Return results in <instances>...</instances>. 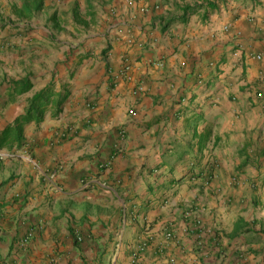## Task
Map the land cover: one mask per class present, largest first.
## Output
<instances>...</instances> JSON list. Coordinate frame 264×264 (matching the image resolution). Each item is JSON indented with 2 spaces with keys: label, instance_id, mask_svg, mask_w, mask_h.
Masks as SVG:
<instances>
[{
  "label": "crops",
  "instance_id": "crops-1",
  "mask_svg": "<svg viewBox=\"0 0 264 264\" xmlns=\"http://www.w3.org/2000/svg\"><path fill=\"white\" fill-rule=\"evenodd\" d=\"M196 1L0 0V264H264V0Z\"/></svg>",
  "mask_w": 264,
  "mask_h": 264
},
{
  "label": "trees",
  "instance_id": "trees-1",
  "mask_svg": "<svg viewBox=\"0 0 264 264\" xmlns=\"http://www.w3.org/2000/svg\"><path fill=\"white\" fill-rule=\"evenodd\" d=\"M209 4L211 6H214L212 4V2H209ZM47 92L48 91L46 89H43L33 96L32 101H31V105L27 111V114L25 116H21V117L17 118V120L15 121V124L6 130L5 133H7V135L4 136V139L6 138L5 140H7V138L12 135L11 132H14L16 134V136H15L16 139H20L19 133L21 131V129H20L21 127L17 126L18 123L22 124V122H28V121L33 120V119L36 121H40L43 119L44 110H45L43 107L45 105V102L43 103V100L48 95ZM60 103H61V100L58 102V105ZM39 106H41L42 108H40ZM58 111H59V109H58ZM0 145H1V142H0Z\"/></svg>",
  "mask_w": 264,
  "mask_h": 264
},
{
  "label": "built area",
  "instance_id": "built-area-1",
  "mask_svg": "<svg viewBox=\"0 0 264 264\" xmlns=\"http://www.w3.org/2000/svg\"><path fill=\"white\" fill-rule=\"evenodd\" d=\"M256 58L259 59V60H261L262 59V56L261 55H257ZM131 66H132V63H131L129 57H125L123 59L122 68H121V70L119 72V75L126 76L128 74V72H129ZM143 89H144V86L143 85H139L138 86V91H142ZM167 237L170 238L171 237V233H168L167 234ZM31 238H32V233L29 232L23 238V240H22L23 244H26L29 241V239H31Z\"/></svg>",
  "mask_w": 264,
  "mask_h": 264
},
{
  "label": "rangeland",
  "instance_id": "rangeland-1",
  "mask_svg": "<svg viewBox=\"0 0 264 264\" xmlns=\"http://www.w3.org/2000/svg\"><path fill=\"white\" fill-rule=\"evenodd\" d=\"M197 1H200L201 3H206V2H209V1H212V0H197ZM196 1V2H197ZM216 1V0H215ZM237 1V0H236ZM245 1H248V0H245ZM250 1V0H249Z\"/></svg>",
  "mask_w": 264,
  "mask_h": 264
}]
</instances>
